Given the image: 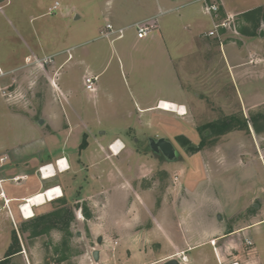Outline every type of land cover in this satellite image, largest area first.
<instances>
[{
    "label": "crops",
    "instance_id": "1",
    "mask_svg": "<svg viewBox=\"0 0 264 264\" xmlns=\"http://www.w3.org/2000/svg\"><path fill=\"white\" fill-rule=\"evenodd\" d=\"M2 1L8 2L0 0V12L4 8ZM200 1H189L199 4L196 10L187 12L188 23L195 29L197 27L196 33L191 37L193 43L191 48L195 52L196 63L185 70H181L180 67V70L176 71L177 79L174 80L180 95L174 93L146 96L141 91L138 92L135 101L140 114L136 116L134 124L127 122L123 128H142L147 125V116L150 117L157 111L161 114L169 113L158 108L163 101L184 107L186 111L184 116L169 114L178 119L184 117L190 124L200 123L204 118H208V112L210 115L213 114L212 106L208 102L215 104L214 108L225 115L233 109L235 112L242 111L246 118L247 114L254 116L252 117V126L256 128L254 139L250 122L233 114L230 118L245 121L247 129H234L235 131L221 135L229 137L228 142L222 144V151L211 150L205 153L206 168L214 171V168L218 167V170H222L221 184L213 183L212 177L211 182L186 188L188 197L182 198L179 190L177 197L173 192L174 197L167 199V189L171 188L163 186V190L160 189L162 191H156L157 183L151 177L161 170L166 171V165L171 164L159 161L157 154L148 148L145 150L146 141L142 142L140 138L132 137V134L129 137L123 133L107 136L102 132L98 138L87 137L82 150L79 149L78 139L72 140L68 132L65 135L62 132L61 135L60 132L54 134L55 131L52 130L45 134H35L30 145L24 144L27 147H16L11 152L3 153V160L8 162L0 165V261L4 259L11 245L15 229L12 225L10 229L8 224H14L20 218L21 203L46 189L59 187L62 191V197L59 199L64 201L71 197L76 215H80L81 219L88 223L91 234L97 237L100 243L106 239L110 240V246L115 248L122 264H166L171 260L177 264H264V245L254 238L257 236L258 227L264 222V216L254 214L247 224L234 225V220L222 219L217 212L220 207L225 206L237 208V213H240L248 205L252 208L258 207L255 200L263 198L264 188L261 184L264 182L262 158L264 151H260L258 143L264 142V23L261 22L255 28L245 20L244 15L256 8L264 7V0L234 2L217 0L218 19L220 21L232 19L234 25L233 30L220 32L221 42L199 33L198 28L204 23L205 17L210 24L207 32L212 30L213 26L212 18L203 11V4ZM53 5L54 3L51 9ZM194 13L201 15L202 18L195 19ZM133 24L127 26L124 24L118 28H127L129 31L132 30ZM185 28L189 30L190 27L187 24ZM242 30L248 33H243ZM260 32H263L262 36ZM156 39H160L157 30L144 40H137L134 34V43L137 45L145 40L153 43ZM69 58L70 56H67L63 63ZM28 74L27 70V76ZM14 80L10 86L19 84L17 79L16 82ZM15 91L12 90L11 93L14 94ZM30 95H33V92H30ZM87 95L96 97L95 94ZM109 101L117 104L118 100L114 96ZM47 103L44 111L47 109L50 111L55 104L52 100ZM70 109L76 110L73 106ZM51 117L54 118L53 112ZM120 117L130 121L127 113ZM73 118L78 123L82 120V117L76 114ZM208 120L206 124L217 122L219 118L211 117ZM178 124L180 129L182 124L180 122ZM49 127L55 128L56 123L52 120ZM244 131L253 140V150L250 151L249 147L229 150L234 143L245 144L242 141ZM137 133L136 131L135 135ZM211 137L216 139L220 136ZM145 139L148 141L149 137ZM116 142L123 147L117 154L114 150L117 148ZM258 149L259 156L256 154ZM197 154L192 157L198 158V155H201ZM59 159H63L60 166L67 165L68 170L55 169L54 163ZM130 160L135 161L136 165ZM45 164H52L55 173L51 177L41 178L37 170ZM233 173L241 175L238 176L241 183L249 184L247 186L241 184L240 187V184L237 185V179H234L232 184L229 174ZM256 174L259 176L257 181ZM226 175L227 179L224 178ZM30 179H33L31 186L28 185ZM8 182L21 190L8 189L5 187ZM233 186L237 188L236 190L244 192L240 199H232L231 203L221 201L216 192H230ZM198 189H206L209 194L205 197L199 196L196 192ZM229 197L228 194L227 200ZM37 208L33 207V212ZM19 237L20 234L17 238L21 250L8 257L9 264L15 255H22L24 262L28 264V250L33 257V247L25 245L23 241L20 243ZM245 239L252 242L251 247L246 246ZM108 240L105 242L108 243ZM212 240L215 241L214 246L210 244ZM98 252L99 261L102 253ZM59 264H69V260L62 259Z\"/></svg>",
    "mask_w": 264,
    "mask_h": 264
},
{
    "label": "rangeland",
    "instance_id": "2",
    "mask_svg": "<svg viewBox=\"0 0 264 264\" xmlns=\"http://www.w3.org/2000/svg\"><path fill=\"white\" fill-rule=\"evenodd\" d=\"M189 1L8 0L7 3L2 1L4 8L0 12V165L8 162L3 160V153L11 152L16 147L23 148L24 144L30 145L35 134H45L52 130L55 131L54 134L60 132L61 135L62 132L64 135L68 132L70 138L72 140L77 138L80 145L83 139L90 136L98 138L102 132L107 136L123 133L128 137L132 134V137L140 138L146 143V137L153 140L163 137L172 143L177 152L176 160L169 162L158 155L159 161H166L171 165H166V171L161 170L151 177L157 183L156 191H162L163 186L171 188L167 189V199L173 198L174 193L177 197L179 190L182 198L188 197L186 188L211 182L212 177L213 183L221 184L222 170H218V167L214 168V171L207 169L204 156L207 151H222V144L228 142L229 137L225 135L212 139L207 130L200 129L211 117L224 120L236 114L238 118L250 122L254 139L256 135L254 132L256 128L252 126L254 116L247 114L246 118L242 111L235 112L233 109L225 115L214 108L215 104L208 102L212 106L213 114L210 115L208 112V118H204L200 123L190 124L184 117L178 119L173 114H161L157 111L152 116H147L145 127L123 128L127 122L134 124L136 116L140 114L135 101L138 92L141 91L146 96L174 93L180 95L174 80L177 79L176 71L180 70V67L181 70H185L196 63V55L191 48L193 44L191 37L196 33L197 27L195 29L188 23L187 12L196 10L199 4ZM55 2L59 3V9L53 11L51 6ZM194 14L195 19L202 18L201 15ZM146 18H150L153 32L157 30L160 35V39L153 43L145 40L138 45L135 44L133 30L127 31L122 39L113 44L98 38L99 31L106 23L117 28ZM203 20L204 23L198 30L209 38L206 33L210 24L206 17ZM187 24L189 30L184 29ZM67 56H70L69 60L63 63ZM24 76L27 78L23 79ZM88 76H97L94 92L86 91L82 84V79ZM13 79H17L19 84L10 86ZM12 90H16L14 94L11 93ZM30 92H33V95H30ZM88 93L95 94L96 97H89ZM114 96L118 100L117 104L109 101ZM51 100L55 103L52 105V111L48 109L44 111V107L49 104L47 102ZM71 106L76 109L74 112L70 109ZM52 112L54 118L51 117ZM126 113L129 114L130 121L120 117ZM75 114L82 117L81 122L74 120ZM52 120L56 127L51 129L49 124ZM179 122L182 124L180 129ZM243 134L245 136L242 141L245 144L234 143L229 150L245 147L253 150L251 136L245 131ZM179 138L186 140L185 145ZM202 140L204 146L196 150ZM130 144L133 145L132 142ZM258 146L263 152L264 142L258 143ZM144 148L146 150L148 145L146 144ZM259 149L256 153L258 156ZM195 154L198 158L192 157ZM79 162L78 160L77 163ZM130 162L136 165L135 161ZM256 172L259 173L258 170ZM229 175L232 184L234 179L238 180L237 185L240 184V187L241 184L244 186L249 184L241 183L238 177L240 174ZM225 177L227 179L228 175ZM255 177L257 181L259 176L256 174ZM32 184L33 179H30L28 185ZM261 185L264 188V182ZM13 186L11 182L5 184L8 189L21 190ZM236 189L233 186L230 192L217 191L216 194L221 201L231 203L232 199L238 200L244 193ZM196 192L203 197L209 194L206 189H198ZM262 197L264 198V190ZM67 198L64 199L65 205L62 199L54 200L38 207L32 219L23 220L20 216L16 223L8 224L10 229L11 225L14 226L13 233L16 238L20 234V243L23 241L25 245L33 247V257L28 250V264H59L62 259H68L69 264H122L115 248L110 246V240L106 239L108 243L106 240L98 243L97 237L91 234L88 223L83 221L80 215H76L71 197ZM263 198L255 200L259 208L248 205L237 213V208L223 206L217 212L222 219L234 220V225H245L251 219V215L264 216ZM59 211L72 213L67 229L61 221L63 218L66 219V214L56 215ZM42 216H48L49 222L44 221L34 230L33 222ZM254 238L264 245V222L258 227L257 236ZM94 250L101 251V260H93ZM11 264L26 263L22 255H15Z\"/></svg>",
    "mask_w": 264,
    "mask_h": 264
},
{
    "label": "built area",
    "instance_id": "3",
    "mask_svg": "<svg viewBox=\"0 0 264 264\" xmlns=\"http://www.w3.org/2000/svg\"><path fill=\"white\" fill-rule=\"evenodd\" d=\"M203 4V11L209 15L213 20L212 30L206 33V36L209 38L217 39L218 41L221 40L222 34L220 33L222 30H233V20L226 18L225 20L218 19V11L219 6L216 3V0H201ZM59 8V3L55 2L52 10L56 11ZM150 20H144L138 23L133 24L132 30L134 31L135 37L137 40H144L151 36L153 32V25L149 22ZM127 32V28H116L110 23L104 24L103 28L99 31L98 38L107 40L110 44H113L115 41L120 40L124 37L125 33ZM235 33V32H234ZM221 42V41H220ZM97 81V76L85 77L84 78V87L86 91L94 92L95 87L94 84ZM113 145V144H112ZM111 147V146H110ZM63 159H59L55 161L54 167L56 170L66 171L69 167L66 165L63 168L60 166V162ZM53 166L52 164H45L38 168V173L41 178L43 176V170L46 169L48 166ZM246 246H252V242L250 240L245 239ZM211 246L215 245V241L212 240L210 242Z\"/></svg>",
    "mask_w": 264,
    "mask_h": 264
},
{
    "label": "trees",
    "instance_id": "4",
    "mask_svg": "<svg viewBox=\"0 0 264 264\" xmlns=\"http://www.w3.org/2000/svg\"><path fill=\"white\" fill-rule=\"evenodd\" d=\"M244 18L247 22H249L250 24H252V26H254L255 28L259 26V24L261 22L264 23V7H259L256 8L248 13H246L244 15ZM244 31V30H242ZM243 33H248L246 31H244ZM238 123V125H237ZM234 129H247V125L246 122H240L239 120L231 117L228 119H224L222 121H217V122H213V123H209L206 124L204 126H202V128L200 130H207L208 131V135L217 137V136H221L224 135L225 133H228ZM203 137L205 138V136L203 135ZM179 141L183 142V145H185L184 143H186V140H184L183 138H179ZM204 146V140H202L199 145L197 146L196 150H200L202 147ZM85 147V140L83 139V141L81 142V144L79 145V149L82 150ZM63 204L65 205V201H63ZM83 211L85 212V209L83 208ZM62 213L66 214V219L64 220V218H60L62 219V223L65 229H67L69 227L70 224V218H72V213L71 212H66V211H59L56 213V215H61ZM49 222L48 220V216H42L38 219H36L33 223V229L36 230L40 224H42L43 222ZM16 246L17 249L14 250V247ZM20 252V247L18 245V241L17 238L15 236V234L13 233L12 236V242L11 245L9 247V249L6 252V255L4 257V259L2 261H0V264H8V257L14 255L15 253Z\"/></svg>",
    "mask_w": 264,
    "mask_h": 264
},
{
    "label": "bare ground",
    "instance_id": "5",
    "mask_svg": "<svg viewBox=\"0 0 264 264\" xmlns=\"http://www.w3.org/2000/svg\"><path fill=\"white\" fill-rule=\"evenodd\" d=\"M158 108L162 111L174 113V114H177L179 116H184L186 114L184 107L178 106V105L170 103V102H164V101L160 102V105ZM115 146L117 148L114 150H115V154H117L120 151V149H122L123 147H121L120 143H117V142H116ZM63 170L64 169H62L61 171H63ZM54 173H55V170H54L53 166H50V165L46 169L43 170L44 178L51 177L54 175ZM61 197H62V191L59 187L49 188V189H46V190L39 192L35 195L30 196L28 198V200L21 203V206L19 208L21 211V218L23 220L32 219L34 217L33 207L43 206L46 203L52 202V201L59 199Z\"/></svg>",
    "mask_w": 264,
    "mask_h": 264
},
{
    "label": "water",
    "instance_id": "6",
    "mask_svg": "<svg viewBox=\"0 0 264 264\" xmlns=\"http://www.w3.org/2000/svg\"><path fill=\"white\" fill-rule=\"evenodd\" d=\"M78 18V16H76V19ZM263 35V32H260V36ZM41 123V121H40ZM147 145H148V149L157 154V155H161L166 161H174L177 158V152L175 150V148L173 147L172 143L160 138L157 140H153V139H148L147 141ZM98 242H100V240H98ZM92 258L94 261H98L99 259V252L97 250H95L92 253ZM166 264H177L176 261L171 260L169 262H167Z\"/></svg>",
    "mask_w": 264,
    "mask_h": 264
}]
</instances>
